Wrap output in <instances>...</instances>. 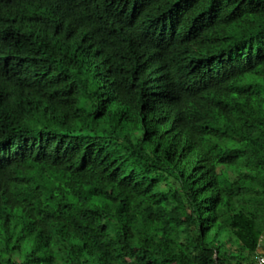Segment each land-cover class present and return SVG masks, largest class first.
Listing matches in <instances>:
<instances>
[{"label": "trees", "instance_id": "16d2710c", "mask_svg": "<svg viewBox=\"0 0 264 264\" xmlns=\"http://www.w3.org/2000/svg\"><path fill=\"white\" fill-rule=\"evenodd\" d=\"M261 255L264 0H0V264Z\"/></svg>", "mask_w": 264, "mask_h": 264}, {"label": "built area", "instance_id": "2783aa9c", "mask_svg": "<svg viewBox=\"0 0 264 264\" xmlns=\"http://www.w3.org/2000/svg\"><path fill=\"white\" fill-rule=\"evenodd\" d=\"M262 242V238L260 239V243ZM258 264H264V255H261L257 258Z\"/></svg>", "mask_w": 264, "mask_h": 264}, {"label": "clouds", "instance_id": "9594fccd", "mask_svg": "<svg viewBox=\"0 0 264 264\" xmlns=\"http://www.w3.org/2000/svg\"><path fill=\"white\" fill-rule=\"evenodd\" d=\"M257 261V260H256Z\"/></svg>", "mask_w": 264, "mask_h": 264}, {"label": "rangeland", "instance_id": "374dc122", "mask_svg": "<svg viewBox=\"0 0 264 264\" xmlns=\"http://www.w3.org/2000/svg\"><path fill=\"white\" fill-rule=\"evenodd\" d=\"M257 260V259H256Z\"/></svg>", "mask_w": 264, "mask_h": 264}]
</instances>
